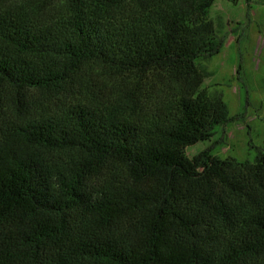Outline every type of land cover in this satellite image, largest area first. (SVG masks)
<instances>
[{
	"label": "trees",
	"instance_id": "1",
	"mask_svg": "<svg viewBox=\"0 0 264 264\" xmlns=\"http://www.w3.org/2000/svg\"><path fill=\"white\" fill-rule=\"evenodd\" d=\"M214 1L0 0V264H264V141L185 152Z\"/></svg>",
	"mask_w": 264,
	"mask_h": 264
},
{
	"label": "rangeland",
	"instance_id": "2",
	"mask_svg": "<svg viewBox=\"0 0 264 264\" xmlns=\"http://www.w3.org/2000/svg\"><path fill=\"white\" fill-rule=\"evenodd\" d=\"M208 18L222 47L199 60L203 87L222 97L232 119L185 152L190 158L209 148L220 158L253 160L264 141V0H215Z\"/></svg>",
	"mask_w": 264,
	"mask_h": 264
}]
</instances>
